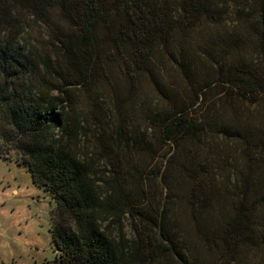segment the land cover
<instances>
[{
	"label": "rangeland",
	"instance_id": "1",
	"mask_svg": "<svg viewBox=\"0 0 264 264\" xmlns=\"http://www.w3.org/2000/svg\"><path fill=\"white\" fill-rule=\"evenodd\" d=\"M173 1L175 11L178 0ZM210 2L225 8L226 14L174 30L165 47L155 43L141 70H135L128 47L116 52L112 44L98 42L99 77L90 86L72 85L73 79L67 77L70 72L54 37L69 27L57 8L50 10L49 25L20 9L18 43L33 52L36 65H43L48 56L58 62L57 73L50 77L35 70V84L48 82L67 91V101L59 106H74L76 117L84 122L81 143L95 158L96 169L106 170L94 143L99 127L90 117L94 107L113 133L123 124L137 139L140 153L122 152L124 161L142 173L146 198L134 195L138 208L166 215V231L188 263L264 264V207L254 221L257 244L237 246L229 256L217 241L236 208L245 176L256 184L252 196L264 194V157L255 147L260 141L264 144V92L245 97L228 81L264 80V59L255 33L264 0ZM93 35L102 40L104 28L98 26ZM182 110L198 131L164 140L163 119ZM254 147L256 163L245 157ZM203 199L208 200L199 208ZM54 208L50 195L33 184L25 166L0 159V264H55ZM123 224L129 231L130 223L124 219ZM199 228L215 243H206ZM176 256L166 254L159 262L181 264Z\"/></svg>",
	"mask_w": 264,
	"mask_h": 264
},
{
	"label": "trees",
	"instance_id": "2",
	"mask_svg": "<svg viewBox=\"0 0 264 264\" xmlns=\"http://www.w3.org/2000/svg\"><path fill=\"white\" fill-rule=\"evenodd\" d=\"M173 3V0H0L3 33L0 34V159L25 166L33 184L54 202L51 232L57 249L55 264H160L161 257L172 253L179 263H190L166 231V215L158 210L145 213L138 208L134 195L142 201L146 198L142 173L130 165L131 161H124L122 150L128 151L127 156L142 150L125 125L120 124L113 133L102 121L99 108L92 110L90 117L99 126L94 139L96 151L105 160L106 170L100 171L96 169L95 158L88 156L81 143L84 122L76 117L74 106H59L67 101L64 98L67 91L48 82L42 86L35 84V70L50 77L57 73L59 65L51 56L43 65H36L33 52L19 47L22 28L18 12L27 11L44 25L50 24L51 9L57 8L62 13L69 29L58 30L54 43L61 48L65 69L70 72L67 77L73 79L72 85L90 86L99 77L102 58L98 42L112 44L116 52L128 47L135 70H141L143 63L150 60L149 52L155 43L165 47L174 30L221 18L227 11L216 8L210 0H178L175 11ZM260 17L262 21L255 33L264 59L263 8ZM98 26L105 30L102 40L93 35ZM228 81L232 88L242 89L245 97L264 92V80ZM197 131V124L188 120L182 110L163 119L161 135L164 140L175 141ZM255 147L264 157L263 142ZM255 147L252 154H245L252 163L257 161L253 157ZM255 186L246 176L241 181L236 208L217 238L229 256L237 246L257 244L253 227L258 211L264 207V194L252 196ZM207 200L203 199L199 208ZM124 219L130 223L129 231ZM199 234L206 243H215L205 229L199 228Z\"/></svg>",
	"mask_w": 264,
	"mask_h": 264
}]
</instances>
